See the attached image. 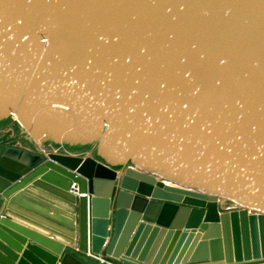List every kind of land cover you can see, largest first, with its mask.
<instances>
[{
  "label": "water",
  "instance_id": "obj_1",
  "mask_svg": "<svg viewBox=\"0 0 264 264\" xmlns=\"http://www.w3.org/2000/svg\"><path fill=\"white\" fill-rule=\"evenodd\" d=\"M133 44L207 53L237 86L242 123L205 136L206 119L183 108L185 89L145 104L101 83L119 69L99 54L135 60ZM216 57L227 63L217 68ZM10 116L36 150L0 145V193L59 188L81 254L100 264H264V0H8L0 120ZM72 182L88 197L71 195Z\"/></svg>",
  "mask_w": 264,
  "mask_h": 264
},
{
  "label": "snow or ice",
  "instance_id": "obj_2",
  "mask_svg": "<svg viewBox=\"0 0 264 264\" xmlns=\"http://www.w3.org/2000/svg\"><path fill=\"white\" fill-rule=\"evenodd\" d=\"M7 3L8 0H0V8ZM168 11L171 12V8ZM174 35V33L169 35L168 39L172 40ZM100 39L103 40V37ZM191 46L196 47L195 44ZM132 47L135 60L131 53L124 58V53L119 50L99 54L102 61L106 57L110 66L119 69L114 71L110 68L107 75L111 80L101 83H113L117 93L123 94L127 90L129 99L139 95L145 104H156L165 97V93L175 91L176 88L185 89L189 99L183 102V108L188 110L195 108L196 114L206 119L204 126L198 128L205 136L213 132V124L223 134L231 129L232 124L229 120L232 123H242V116L232 110L235 105L243 107L240 100L236 99L237 86L226 75L211 70L212 61L207 53L190 58L180 49L169 48L167 45L164 46L168 48L167 51L155 45L133 44ZM215 59L218 62L217 68L227 63L224 58ZM92 63L91 59L88 60L89 65ZM123 65H131V73L124 71ZM132 74L135 75V85L140 87L129 90L127 78ZM120 98V95L115 96L116 100ZM231 101H234V104ZM129 111H135V108H130ZM162 111H167V108H163ZM233 135L236 141L241 139L239 133ZM216 143L219 144L220 140L217 139Z\"/></svg>",
  "mask_w": 264,
  "mask_h": 264
},
{
  "label": "crops",
  "instance_id": "obj_3",
  "mask_svg": "<svg viewBox=\"0 0 264 264\" xmlns=\"http://www.w3.org/2000/svg\"><path fill=\"white\" fill-rule=\"evenodd\" d=\"M49 190L33 185L7 198L15 200L19 264H85L81 258H88V264H100L77 250L74 205L61 198L54 187ZM46 204L51 214L43 209L32 211L35 205L49 209ZM92 259L96 262L92 263Z\"/></svg>",
  "mask_w": 264,
  "mask_h": 264
},
{
  "label": "rangeland",
  "instance_id": "obj_4",
  "mask_svg": "<svg viewBox=\"0 0 264 264\" xmlns=\"http://www.w3.org/2000/svg\"><path fill=\"white\" fill-rule=\"evenodd\" d=\"M0 145L3 147L6 146H19L22 148H26L30 151H35V146L31 144L25 137V135L21 132V128L19 127L18 121L10 116L4 120H0ZM45 146L50 151H56L61 154H77L79 156H91L96 159H101L95 156H92L87 153H82L76 151L74 149L63 147L61 145L55 143H45ZM125 166H131V163L128 162ZM117 169H121L122 166L117 165L115 167ZM0 255L7 259L9 264H19L18 262V245H17V229H16V212H15V200H8L4 195H0ZM2 197L4 200H2ZM5 198L7 200H5ZM28 204V202H26ZM47 205V204H46ZM48 206V205H47ZM36 209L32 211L39 212L42 209L46 211V213L51 214L50 207L49 209L45 206H34ZM230 208L232 206H229ZM228 210L229 208H225ZM223 209V210H225ZM50 210V211H49ZM27 211V210H26ZM53 213V212H52ZM78 250V249H77ZM81 254V253H80ZM92 263L96 262L92 259ZM1 264H6L2 260Z\"/></svg>",
  "mask_w": 264,
  "mask_h": 264
},
{
  "label": "built area",
  "instance_id": "obj_5",
  "mask_svg": "<svg viewBox=\"0 0 264 264\" xmlns=\"http://www.w3.org/2000/svg\"><path fill=\"white\" fill-rule=\"evenodd\" d=\"M68 192L71 195H75V196H83V195H86V193L82 194V193L79 192V187H78V184L76 182H72L71 183Z\"/></svg>",
  "mask_w": 264,
  "mask_h": 264
},
{
  "label": "bare ground",
  "instance_id": "obj_6",
  "mask_svg": "<svg viewBox=\"0 0 264 264\" xmlns=\"http://www.w3.org/2000/svg\"><path fill=\"white\" fill-rule=\"evenodd\" d=\"M55 189H56L57 192H61V190L59 188L55 187ZM73 196H75V195H73ZM83 196L88 197V194L86 193V195H83ZM75 197H80V196H75Z\"/></svg>",
  "mask_w": 264,
  "mask_h": 264
}]
</instances>
